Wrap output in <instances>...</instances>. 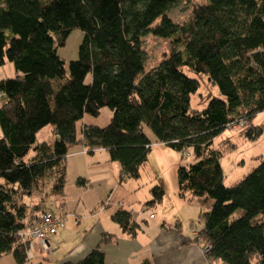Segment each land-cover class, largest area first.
Here are the masks:
<instances>
[{
    "label": "trees",
    "instance_id": "1",
    "mask_svg": "<svg viewBox=\"0 0 264 264\" xmlns=\"http://www.w3.org/2000/svg\"><path fill=\"white\" fill-rule=\"evenodd\" d=\"M61 1L0 0V68L11 63L16 70L0 81V259L29 262L21 233L49 209L47 197L64 196L72 147L106 150L121 165V183L139 180L154 144L148 128L155 143L194 158L179 166L178 189L188 201L212 202L196 236L210 264H264V158L227 187L216 144L237 118L264 112V0H207L187 23L161 25L170 47L150 70L143 38L180 0H69L65 16ZM81 25L79 57L67 67L58 50ZM203 77L220 95L198 108L192 97ZM106 107L110 123L85 125L79 139L77 122ZM49 125L54 142L38 143ZM151 192L147 205L162 201L161 185ZM112 219L131 235L140 227L131 211ZM113 239L104 236L83 259L63 264H105L102 246Z\"/></svg>",
    "mask_w": 264,
    "mask_h": 264
},
{
    "label": "rangeland",
    "instance_id": "2",
    "mask_svg": "<svg viewBox=\"0 0 264 264\" xmlns=\"http://www.w3.org/2000/svg\"><path fill=\"white\" fill-rule=\"evenodd\" d=\"M206 1L207 0H180L175 6L169 9L163 17L157 19L151 27V31L143 38V48L146 52L147 59V70L156 67L169 51L170 39H167L161 34L159 27L172 23H187L191 19L194 9L204 4ZM59 8L64 16L67 15V13L71 11L69 0H62ZM83 37L84 32L81 25L71 32L66 41V45L59 48V56L66 62L67 67L71 61L78 59L79 47ZM15 76L16 70L13 64L6 63V65L0 68V81L11 79ZM212 94L219 96L218 88L212 86L205 77L200 78L199 92L192 97L193 106L201 108L206 104L208 97ZM3 102L4 99L0 95V106H2ZM112 116L113 112L107 107L102 109L98 117L85 115V117L76 124L78 138H82L85 125L106 127L110 123ZM145 132L149 138L154 141V144L147 163L141 168L142 176L140 184L144 191L139 192L138 196L144 197L145 194L150 193L149 189L154 184L161 185L164 188L165 194L162 201L157 203V208H155L153 212L147 210L148 213H137L138 215L135 214L134 217L141 220V228L147 225L142 219H148L147 216L153 213L155 217L157 216V219L155 221H150V224L151 222H159L158 225H162L163 220L169 218L171 220H167L168 225L172 224V227L177 228L176 224L181 223V228L189 235H191L193 231L199 233V230L203 227L200 214L209 211V207L202 201L203 198H197L193 201L187 200L182 204H177L174 199L176 198L179 200L175 195V190H177L176 187L178 186V168L180 165L192 164L194 162L192 154L190 153L191 155H188V153L175 151L164 144L155 143V135L153 132L148 128H145ZM256 132H261L258 138L250 139L247 137L248 133L254 134ZM38 140V143L42 141L53 143L55 140L54 127L51 125L45 127L44 131L38 135ZM216 144L221 152H223L221 165L225 176V185L227 187H232L250 171L258 167L261 159L264 158V112L251 120L244 117L237 118L229 125L223 135L216 140ZM77 146L79 148L70 149L68 157H71L68 158L69 162L80 161L83 160L85 156L87 157V155L82 153L85 150L87 151V149L81 144H77ZM33 155L34 151L30 152L26 159H31ZM79 172H85L84 166L81 164L79 166L70 167L69 172L67 170L65 199L67 200L68 213L75 214V217H78V220L81 222L77 223V218L75 217L74 219L69 218L67 220V229L59 231L58 234L52 236L53 238L49 237V239H51L52 252L48 255H43V258H45L43 264H61L65 261V255L68 253L69 249L74 248L80 242V237L77 233L78 230H81L82 227L93 221V218L88 216L94 211L91 208L85 210L82 201L84 200V196L92 197L93 194H95V190L93 189L94 191L83 193L84 188L80 185L78 176H76ZM46 192L47 190H45L44 193ZM38 197H40V195H38ZM61 199L59 195L49 196L45 202L46 206L54 207ZM208 200L211 202L210 199ZM54 203L55 205H53ZM118 203L119 202H117V204ZM134 207L136 208L137 206L135 205ZM241 215L242 212L239 211L234 217L237 218ZM65 234H69L70 236L67 237ZM36 244L37 242L35 243L34 249L35 255L41 252L40 250H43L40 244V249L37 248ZM0 264H16V261L13 255H6L0 259ZM26 264H37V261L35 262L34 260Z\"/></svg>",
    "mask_w": 264,
    "mask_h": 264
},
{
    "label": "crops",
    "instance_id": "3",
    "mask_svg": "<svg viewBox=\"0 0 264 264\" xmlns=\"http://www.w3.org/2000/svg\"><path fill=\"white\" fill-rule=\"evenodd\" d=\"M2 135L0 128V138ZM72 148L79 147L74 146ZM84 155H87V157L85 156L83 160L76 162H69L68 158L71 156L67 157V170L69 172L70 167L79 166L80 164L84 166L85 172H79L76 176H78L79 183L84 188L83 193L95 190L92 197L84 196L82 201L85 210L91 208L94 211L88 216H91L90 218H93V221L78 230L80 242L74 248L69 249L65 255V261L61 264L66 261L78 262L95 249L104 236L110 235H113L114 239L102 246L106 256L105 264H210L203 252L204 241L196 239L195 231L191 235L184 232L181 223L176 224L177 228L172 227V224L168 225L167 220H171L169 218L164 219L162 225H158L159 222H153L154 224L151 222L150 224V221L157 219L155 214L150 213L147 216L148 219H142L147 225L143 228L138 227L135 235L123 231L121 226L112 219L113 215L119 210L131 211L133 214L132 221L140 226L141 220H138L134 215L137 213L144 214L142 212L143 207L147 208L145 213H148L147 210L153 212L157 208V203L147 205L153 198L151 189L155 184L150 189L148 188L150 193L145 194L144 197H139L138 193L144 191L140 184L141 178L139 180L127 179L121 183V165L118 162L111 161L106 150L100 149L92 154L86 153ZM176 188L175 195L179 200L174 198L175 202L177 204L185 203L184 201H187V199L181 197L178 186ZM65 191L64 196L61 197L62 199L57 205L54 203V207L47 206V208L51 211L62 208L70 219H74L75 214L67 211ZM109 199L110 201H108ZM202 201L207 207H211L212 202H209L208 199L203 198ZM117 202H122L123 206H119ZM152 214L154 218H150ZM75 218H77V223L81 222L78 217ZM65 236L69 237L70 235L65 234ZM51 238L53 237L51 236ZM50 241L51 239H49ZM36 245L40 249L39 244ZM40 251L35 258L37 264H43L45 259L43 255L50 254L43 250Z\"/></svg>",
    "mask_w": 264,
    "mask_h": 264
},
{
    "label": "built area",
    "instance_id": "4",
    "mask_svg": "<svg viewBox=\"0 0 264 264\" xmlns=\"http://www.w3.org/2000/svg\"><path fill=\"white\" fill-rule=\"evenodd\" d=\"M82 153L86 154L87 151L85 150ZM108 201H110V199ZM118 205L123 206V203L119 202ZM146 209V207H143L142 212L145 213ZM68 217V214L64 213L62 209L46 211L37 215L36 218L28 224L21 233V242L28 244L27 256L29 262H33L36 258L34 253L36 242L41 245L45 252H51L49 237L58 234L59 231L67 227ZM150 218H154V215H150ZM198 234V232H195V235L198 236ZM208 250L209 248L207 246L203 248L205 254Z\"/></svg>",
    "mask_w": 264,
    "mask_h": 264
},
{
    "label": "clouds",
    "instance_id": "5",
    "mask_svg": "<svg viewBox=\"0 0 264 264\" xmlns=\"http://www.w3.org/2000/svg\"><path fill=\"white\" fill-rule=\"evenodd\" d=\"M88 153V152H87ZM62 209V208H61ZM63 211V210H62ZM69 216V215H68ZM69 218V217H68ZM66 229V228H65ZM197 236V235H196ZM50 243V242H49ZM205 254V253H204Z\"/></svg>",
    "mask_w": 264,
    "mask_h": 264
}]
</instances>
